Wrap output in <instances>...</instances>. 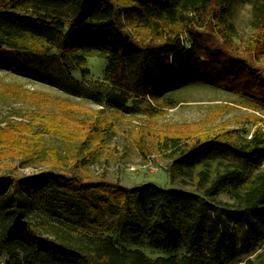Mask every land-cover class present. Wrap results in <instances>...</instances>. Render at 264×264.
I'll return each mask as SVG.
<instances>
[{"label": "trees", "instance_id": "1", "mask_svg": "<svg viewBox=\"0 0 264 264\" xmlns=\"http://www.w3.org/2000/svg\"><path fill=\"white\" fill-rule=\"evenodd\" d=\"M237 1L252 0H0V70L121 116L160 117L172 107L166 95L187 86L225 90L252 111L248 137L210 131L212 116L157 140L156 152L171 159L169 174L191 192L83 173L0 174V263L256 264L252 251L264 237V23L239 45L226 24ZM8 51L46 60L28 67ZM91 53L105 59L103 78L75 83V73L89 77ZM125 66L140 73L134 86ZM106 216L151 247L182 254L151 259L118 248L110 235L81 231Z\"/></svg>", "mask_w": 264, "mask_h": 264}, {"label": "rangeland", "instance_id": "2", "mask_svg": "<svg viewBox=\"0 0 264 264\" xmlns=\"http://www.w3.org/2000/svg\"><path fill=\"white\" fill-rule=\"evenodd\" d=\"M262 22L264 0L237 1L226 17V24L233 26L235 41L245 47L255 25ZM8 53L28 67L42 65L46 60L38 55ZM86 59L89 77L81 78L78 73L72 76L75 83L91 86V81L103 78L105 59L98 53ZM55 68L49 70L58 73L60 68ZM125 71L129 84L134 86L140 73L134 66H125ZM59 75L67 79L66 74ZM166 96L172 107L160 117L121 116L50 85L0 70V174L32 176L48 170L57 174L83 173L94 180L102 178L128 187L150 182L191 192L192 187H184L178 177L169 174L171 159L156 152L157 140L163 135L185 134L190 129L188 125L203 123L212 116L216 117L210 131L239 129L242 136L248 137L252 126L247 115L252 111L239 105L240 98L222 89L187 86ZM218 200L228 201L224 195ZM50 208L54 209L53 200ZM39 229L47 237L54 236L45 228ZM80 229L88 235H110L118 248H137L151 259L182 254L153 248L144 237L130 236L115 216H106L99 227L82 224ZM252 253L257 256L256 264H264V237Z\"/></svg>", "mask_w": 264, "mask_h": 264}]
</instances>
